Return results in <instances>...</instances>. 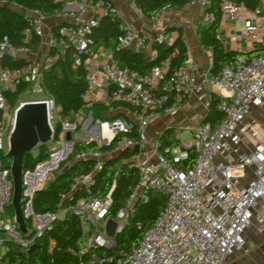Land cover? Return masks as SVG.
Returning a JSON list of instances; mask_svg holds the SVG:
<instances>
[{"label":"built area","instance_id":"2783aa9c","mask_svg":"<svg viewBox=\"0 0 264 264\" xmlns=\"http://www.w3.org/2000/svg\"><path fill=\"white\" fill-rule=\"evenodd\" d=\"M80 2L81 10L86 11L87 0ZM91 5L101 16H120L115 6L104 0H92ZM209 6L210 0H191L184 8L202 9L204 24H210L213 14L207 11ZM29 17L31 32L50 49L47 66L72 50L74 64L86 72L87 87L81 97L83 108L64 117L61 108L44 91L38 64L29 63L18 69L0 67V110L12 118L9 134L0 132V258L8 243L16 244L24 253L35 244V238L28 239L30 232L18 231L14 217H5L14 184L11 164L3 158L9 151L15 115L22 105L18 102L10 110L5 93L14 91L20 82H28L47 95L43 103L51 130L48 144L53 145L48 149L46 162L38 164L34 171L24 172L25 220H38L36 226L34 222L36 237L54 217L48 215L43 222L34 215L31 202L35 192L46 187L76 143L100 141L97 144L110 146V151L102 154L91 148L79 152L76 158L93 160L95 171H99L109 157L130 151L138 180L114 217L108 216L110 195L97 192L78 202L74 212L82 224H90V229L83 231L85 241L80 256L85 259L81 264H225L237 253L248 254L247 230L254 228L264 234V120H256L252 114L254 107L264 105V55L250 59L237 56L218 73L212 71V60L201 66L186 57L179 70L168 78L163 67L141 74L124 67L112 49L94 44L93 29L100 17L83 21L82 16L72 14L71 22L50 31H46L39 11H30ZM238 24L241 27L234 30V43L264 47V0H259L255 11L223 0L218 38L228 51L232 50L226 40V26ZM119 29L123 32L119 48L143 53L148 58L154 57V43H170L166 34L149 42L123 21ZM28 52L26 48H13L7 38L0 42V60L5 55L16 59ZM192 99L200 103L204 117L191 127L177 129L173 143L160 151L159 142H151L149 126L162 116L179 112ZM213 99L218 101L224 116L216 126L204 121ZM95 105H118L119 109L105 121L93 117ZM182 131H190L191 139L182 140ZM67 133L71 134L70 142ZM93 181V173L83 175L75 180L73 189H89ZM153 192L165 197L166 202L137 246L126 255L107 258L97 254L99 249L116 247L115 240L106 233L108 221L115 222L118 235L133 218L135 204L147 201ZM136 227L142 229L141 223L137 222Z\"/></svg>","mask_w":264,"mask_h":264},{"label":"trees","instance_id":"16d2710c","mask_svg":"<svg viewBox=\"0 0 264 264\" xmlns=\"http://www.w3.org/2000/svg\"><path fill=\"white\" fill-rule=\"evenodd\" d=\"M80 0H0V42L7 38L13 48H26L35 51L39 48L41 40L31 32L29 12L37 10L44 18L61 14L65 2ZM106 3L114 5L104 0ZM141 14L153 20L163 9H182L191 0H132ZM242 4L247 9L255 11L259 0H230ZM223 0H210L208 12L213 14V22L204 24L198 30L202 47L211 53L212 71L218 73L225 66L244 56L247 59L264 55V47L254 50L252 53H240L228 51L223 47L218 38V30L221 23V4ZM13 7L20 10L15 12ZM123 19L118 15H103L99 18L98 25L93 29L94 44L97 47L112 49L114 57L124 66L136 70L141 74H148L153 68H161L168 63L166 77H170L179 70L187 57V46L183 39V31L180 28L168 30L175 32L176 37L171 43H154L152 50L154 57L148 58L143 53H135L127 49L119 48L118 42L123 32L119 29ZM167 33V34H168ZM29 62L15 59L5 55L1 59V68L18 69L27 66ZM43 87L47 95L51 96L55 104L61 108L62 115L67 117L71 112H77L83 108L82 94L87 87L86 72L82 66L74 64V52L69 51L63 58L42 68ZM31 88L30 83L20 82L14 91H7L5 96L10 110L18 105L20 97ZM118 105H95L92 108L93 117L108 120L113 117L119 108ZM124 107V106H123ZM112 113V114H111ZM10 113L0 110V132L7 133L5 122ZM223 114L218 109V101L212 100L205 122L216 126L223 119ZM176 128L165 130L160 137L159 146L162 151L174 141ZM10 131V129H9ZM58 134V133H57ZM94 148L104 154L111 147L102 146L96 142L85 144L76 143L72 152L64 160L57 171L53 173L51 181L46 187L36 192L31 205L35 216H53L54 219L39 236L36 237L33 218L26 219L28 239L35 238L38 249L32 255L22 252L14 243L6 245V251L0 258V264H81L84 256H80L84 246V233L81 217L74 212V208L82 199L100 192L110 195L111 205L108 216L114 217L124 207L129 195L138 180V172L131 164L134 154L125 151L109 157L99 171H95L96 163L93 160H78L77 154ZM36 153L31 152L24 159V172L34 171L36 166L48 160L47 146H39ZM191 159L194 154L191 153ZM5 163L11 160L3 158ZM94 174V181L89 189L86 187L73 189L77 178L87 174ZM166 198L153 192L147 201H138L135 204L134 216L130 223L115 238L114 249H99L97 254L111 258L119 254H129L138 244L143 233L149 229L164 207ZM11 218L15 216L10 204L6 210ZM141 223L142 229L136 227Z\"/></svg>","mask_w":264,"mask_h":264},{"label":"crops","instance_id":"0c3cea01","mask_svg":"<svg viewBox=\"0 0 264 264\" xmlns=\"http://www.w3.org/2000/svg\"><path fill=\"white\" fill-rule=\"evenodd\" d=\"M108 1H110L115 6L120 17L123 19V22L129 25V27L134 31L141 34L147 41L151 42L160 34H166L169 37V41L171 43L175 39L176 33H168V30H171L173 28H180L183 31V39L187 46V57L192 58L201 66H206L209 61L212 60L211 53L202 47L198 33L199 28L204 25L202 9L167 8L163 9L158 15L155 16L153 20H149L141 14V12L133 4L132 0ZM86 4V11L83 12L81 10L82 4L80 1L65 2L64 10L61 14L49 18H44L46 31L54 30L58 25L71 22L72 14L82 16L83 21H87L88 19L94 17H101L100 12L95 11L92 8V0H87ZM240 27L241 26L239 24L226 26V40L232 51L240 53H252L256 49L263 48H254L244 42L239 44L234 43L232 40V36L235 33L234 30L239 29ZM49 54L50 49L46 46V44L41 42L37 50L29 51L26 54L18 56L16 59H22L32 64H38L42 69V67L49 61ZM162 67L164 68V70H167L168 63L164 64ZM196 102L197 101L195 99H192L184 107H187L188 104H194ZM252 114L256 120H264V105L262 107H254L252 109ZM112 115H115V113H113ZM203 117L204 113L202 115V118ZM161 119L153 122L148 128V135L151 140L154 136L157 135L155 139V141H157V138L160 137V132L164 131L166 128L171 127L178 129L179 124L178 122H176L177 119L170 116H165ZM246 240L248 246L250 247V250L254 248V245L256 246V244H258V248L256 247V261L257 263L264 264V234H260L256 231V229L250 228L246 232Z\"/></svg>","mask_w":264,"mask_h":264},{"label":"water","instance_id":"95a60500","mask_svg":"<svg viewBox=\"0 0 264 264\" xmlns=\"http://www.w3.org/2000/svg\"><path fill=\"white\" fill-rule=\"evenodd\" d=\"M15 12L20 10L13 7ZM59 27L56 26L55 28ZM43 68V67H42ZM171 128V127H169ZM166 128L165 130L169 129ZM164 130V131H165ZM68 142L71 141V134H66ZM160 137L157 138L159 142ZM51 141V130L48 124L47 107L44 103L25 102L20 106L16 115L13 129L9 137V151L6 157L11 160V178L14 184L12 207L14 209V225L18 231L25 234L27 231L26 220L24 214V159L27 154L34 151L39 146H46ZM134 153H138V148L134 149ZM37 190L36 192H38ZM35 192V193H36ZM48 215L38 216L40 220H47ZM116 224L112 220L108 221L106 227L107 235L114 239L117 236ZM38 249L36 244H33L27 252V255H32Z\"/></svg>","mask_w":264,"mask_h":264},{"label":"rangeland","instance_id":"374dc122","mask_svg":"<svg viewBox=\"0 0 264 264\" xmlns=\"http://www.w3.org/2000/svg\"><path fill=\"white\" fill-rule=\"evenodd\" d=\"M188 11H190V10H188ZM46 99H47V95L44 92H41L39 88L31 87L28 92H26L25 94H23L20 97L19 103L45 101ZM203 113L204 112L200 106V103L196 102L194 104H188L187 107H183L182 110H180L179 112H177L173 115H166V116H170L172 118L177 119L176 122H178V124H179L178 129L184 130L185 128L191 127V126L195 125L196 123L200 122L202 119ZM164 117L165 116H162L161 118H164ZM11 119L12 118L10 115V116H8V118L5 122V128H7V130H8L5 135H8L10 132L9 129H10V124H11ZM160 119H157V120H160ZM157 120H155V121H157ZM191 135L192 134L190 131H182L181 139L182 140H190ZM156 136H154L152 138L151 142L155 141ZM97 143L101 144L100 141H97ZM46 146L49 149L53 145L52 144H46ZM36 150L37 149H34L33 152L36 153ZM10 164H11V162H10ZM5 217L8 219H13L10 217L9 214H7V212L5 214ZM34 222H35V226H36L38 223V220L34 221ZM83 228H84V231H87V229H90V224L88 222H84ZM257 245L258 244H256V246L254 245V248H252V250H250L248 254L237 253L234 257H232L225 264H260V263H257V261H256V249L258 248Z\"/></svg>","mask_w":264,"mask_h":264},{"label":"bare ground","instance_id":"6f19581e","mask_svg":"<svg viewBox=\"0 0 264 264\" xmlns=\"http://www.w3.org/2000/svg\"><path fill=\"white\" fill-rule=\"evenodd\" d=\"M39 103H43V101H37ZM25 102H23L22 104H24ZM105 129L107 130V127H105Z\"/></svg>","mask_w":264,"mask_h":264},{"label":"flooded vegetation","instance_id":"af4514ba","mask_svg":"<svg viewBox=\"0 0 264 264\" xmlns=\"http://www.w3.org/2000/svg\"><path fill=\"white\" fill-rule=\"evenodd\" d=\"M163 132H164V131H161V132H160V134H159L160 137L162 136Z\"/></svg>","mask_w":264,"mask_h":264}]
</instances>
